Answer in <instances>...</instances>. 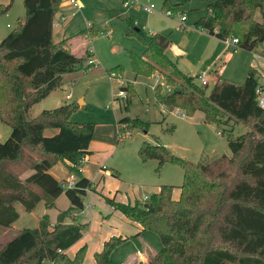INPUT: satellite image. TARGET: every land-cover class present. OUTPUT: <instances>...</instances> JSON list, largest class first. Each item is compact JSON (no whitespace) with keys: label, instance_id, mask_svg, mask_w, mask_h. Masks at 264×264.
Returning a JSON list of instances; mask_svg holds the SVG:
<instances>
[{"label":"trees","instance_id":"16d2710c","mask_svg":"<svg viewBox=\"0 0 264 264\" xmlns=\"http://www.w3.org/2000/svg\"><path fill=\"white\" fill-rule=\"evenodd\" d=\"M8 1L0 5V13L7 11ZM190 1L163 0L162 7L173 13ZM195 1L204 3L207 11L195 23L197 29L222 41L235 38L239 48L247 51L264 43V0ZM22 6L24 17L0 41V123L10 128L9 137L0 143V228L8 229L17 219L15 202L30 213L39 201L51 208L63 194L69 208L57 215L53 225L43 216L36 228L18 231L0 249V264H82L84 247L72 257L65 251L84 229L75 216L92 184L75 166L89 154L94 125L70 122L76 107L69 104L43 110L30 119L26 114L60 86L61 75L87 70L89 56L77 57L63 42H52V21L60 0H22ZM128 22L133 24L131 19ZM132 33L144 47L142 56L129 54L133 72L136 76L148 77L153 71L163 75L165 84L172 87L163 101L168 112L178 108L188 117L201 112L209 125L218 126L223 118L248 131L228 139L231 156L205 164L178 158L162 145L142 143L137 153L141 162L156 160L160 165L170 162L181 167L184 178L179 198L172 197L174 187L162 185L146 202L123 204L104 198L105 203L143 232L159 236L162 248L149 254L148 264H264V108L257 103V73L250 70L240 85L218 81L206 93V86L196 85L168 57L166 37L146 35L137 28ZM115 72L119 73L111 70L108 74ZM131 89L119 88L127 93L124 109L134 94ZM145 128L139 119L122 118L116 123L118 136ZM45 130L56 133L46 137ZM58 162L77 177L70 189L61 190L48 173ZM27 170L31 174L21 179ZM65 218L71 223L63 225ZM124 241L109 238L93 254L94 264H111V253Z\"/></svg>","mask_w":264,"mask_h":264},{"label":"rangeland","instance_id":"374dc122","mask_svg":"<svg viewBox=\"0 0 264 264\" xmlns=\"http://www.w3.org/2000/svg\"><path fill=\"white\" fill-rule=\"evenodd\" d=\"M140 1L146 6L152 4L155 12L149 15L133 7H124L120 0H78L81 9L73 17L67 16L71 12L68 7L63 8L59 14H64L66 18L61 27L53 26L52 42H63L71 54L80 57L84 53L94 63L87 66V70L80 68L61 75L60 86L32 105L26 114L30 119L43 110L74 105L76 109L69 121L94 125L92 147L94 155H98V165L104 166L108 172L115 171L111 172L114 179L110 183L119 185L115 188L119 192L117 199H129L131 202L135 199L146 202L145 197L149 198L162 185L174 187L173 194L176 195L178 187L183 184L180 166L170 162L160 165L156 160L141 162L137 153L142 143L159 144L178 158L193 164H205L222 155L231 156L228 139L248 131V127L233 125L223 118L218 126L209 125L204 122L201 112L191 117L162 112L164 98L172 87L165 84L159 71L151 72L148 77L134 74L129 54L142 56L144 47L132 33L133 28L141 29L146 35L166 37L170 41L168 57L176 62L182 74L193 77L196 85L205 87L197 77L206 73V93L215 85L218 78L216 72L221 66L226 67L220 78L222 82L241 84L245 77L234 72L223 57H219L225 47L223 44L194 27L207 14L204 3L191 0L175 8L173 16L169 17L162 7L163 0ZM8 2L0 0V5L5 6ZM23 17L22 0H11L7 11L0 13V41L18 26V20ZM183 17L185 20L181 22ZM130 19L133 24L128 22ZM80 31H84L83 34L77 35ZM111 70L119 71L114 73L120 75L119 78H110L108 73ZM125 86L132 88L134 93L127 109L123 108L127 93H123V97L117 96L119 88ZM67 93H70V99L64 100ZM122 118L139 119L146 124V128L118 136L115 127ZM53 133V130L44 131L46 137ZM9 135L10 128L0 123V143ZM108 140L115 148L111 154L101 150V143ZM33 221L35 216L21 214L12 228H0V249L16 235L18 229L35 227ZM113 223L112 226L121 229L123 234L130 236L137 233L131 226L120 225L117 221ZM96 230L97 225L91 223L90 235H94ZM161 248L159 236L145 231L117 246L109 260L111 264H132L139 253L148 250L154 254ZM138 259L137 264H144ZM83 264H92V258L84 255Z\"/></svg>","mask_w":264,"mask_h":264},{"label":"crops","instance_id":"0c3cea01","mask_svg":"<svg viewBox=\"0 0 264 264\" xmlns=\"http://www.w3.org/2000/svg\"><path fill=\"white\" fill-rule=\"evenodd\" d=\"M63 8L67 9L66 6L61 5L59 6L57 13L54 15L53 21H52V28L53 26H56V27L62 26L66 17L64 14H59V12L62 11ZM67 16L69 17V14ZM210 37L213 38L214 40L219 41L221 44L225 46L224 41L219 40L213 36H210ZM219 57H223L224 62L228 64L229 66H231L234 72L242 76V78L244 77L246 78L250 70L255 71L258 76L260 87L264 88V43H258L250 51L239 49L237 52H234V53L229 52L225 46L222 52L220 53ZM218 59L219 58H217V60ZM225 69L226 67L223 68V66H221L220 71L216 72V74L218 75L216 83L218 81L222 82L220 78L223 75ZM230 84L240 85V83H230ZM53 132L56 133V130H53ZM116 134H117V129H116ZM92 143L93 141L91 140V142L88 145V149H87L89 154L84 157V161L80 165V168H79L80 175L83 178L87 179L92 184V189L90 191H87L82 199V203H83L82 210L75 216L76 222L80 225H83L84 229H83L81 238L78 241H76L73 245H71L65 251V254L68 257H72L79 248L84 247L85 257H89L90 259L92 258V264H94L93 254L99 252L102 248L103 243L106 242L109 238L118 237V238H121L127 241L133 236L138 237L143 231L141 230L140 226L131 223L127 218H124L119 212L113 210L108 204L105 203L104 198L113 199L115 202L123 203V204L125 203L133 204L138 199L137 200L135 199L133 202H131L129 199H123V198L117 199L119 192L115 188H118L119 185L110 183V180L114 179L113 176L111 175V172L115 173V171L112 170L108 172L107 170L103 168L104 166L98 165V162H97L98 155H94ZM112 145H113V142L110 143L109 140L102 142L101 150L104 152L109 151L108 153L111 154L113 153V151H115V148ZM48 173L57 182L64 180L66 176L68 175V171L65 167V164L60 163V162L53 165L48 170ZM29 174H31V171L27 170L20 176V178L24 179ZM159 187L157 188L156 192H158ZM179 195H180V190L178 187L177 194L174 195L172 193V197L173 199L177 200L179 198ZM115 199H117V201ZM86 201H87V204H86ZM12 207L15 213L17 214V219L9 226L8 229L12 228L15 225V223L18 222L21 214L22 215L26 214V216L32 215V217L35 216V221L33 222H35L36 225L33 228H36L38 221L43 216H46L48 223L50 225H53L56 221L57 215L60 212H63L69 208V202L67 201L65 196L61 194L53 201V206L51 208H45L43 205V201H39L36 204L33 211L30 213L24 212L22 206L17 202L13 203ZM113 221H117L120 225L131 226L133 227V229H135V232L137 233L135 235H130V236H128L127 234H123L121 229H115L112 226V224H115L113 223ZM70 223H71V220L69 218H65L63 220V225H68ZM91 223H95L97 225V230L94 235H90L89 233ZM23 229H28V228H23ZM20 230L22 229H18L17 232ZM149 254H151V252L146 250V253H142V254L139 253L138 258H140L141 259L140 261L143 262L144 264H148L147 255L149 256ZM138 258L133 259L132 264H137L139 262Z\"/></svg>","mask_w":264,"mask_h":264},{"label":"built area","instance_id":"2783aa9c","mask_svg":"<svg viewBox=\"0 0 264 264\" xmlns=\"http://www.w3.org/2000/svg\"><path fill=\"white\" fill-rule=\"evenodd\" d=\"M120 3L124 6V7H133L136 8L138 10H141L147 14H152L155 12V7L151 4L149 6L143 5L141 3L140 0H120ZM66 6L69 8V10L71 11L69 16L73 17L75 16L78 12H80L81 9V5L78 2V0H60V6ZM165 14L169 17L173 16V13L170 11H165ZM63 19V18H61ZM185 20V18H181V22H183ZM226 49L230 52H237L239 50V45H238V40L235 38H229L226 39L224 41ZM94 62L91 60H87V65H92ZM110 78L116 79L119 78V75H115V74H111L109 75ZM198 80L201 83L202 86H206L207 85V80H206V73H201L200 75H198ZM124 92H122L121 90L118 91L117 96L118 97H123ZM256 95H257V103L258 106L260 108H264V88L262 87H258L256 89ZM64 99L65 100H69L70 99V93H67L64 95ZM162 112H167V108L163 105L161 108ZM175 112L177 114H180L182 117H186L185 113L182 112L179 109H173L171 112L172 113ZM84 161V157L81 161H79L78 165L75 166V168L78 170V172L80 173V165L83 163ZM77 177L74 173H68V175L66 176V178L64 180L59 181V187L61 190H65V189H70L74 186V183L76 182ZM145 199L148 200L147 197H145ZM73 215H75V213H73Z\"/></svg>","mask_w":264,"mask_h":264},{"label":"water","instance_id":"95a60500","mask_svg":"<svg viewBox=\"0 0 264 264\" xmlns=\"http://www.w3.org/2000/svg\"><path fill=\"white\" fill-rule=\"evenodd\" d=\"M79 104V103H78Z\"/></svg>","mask_w":264,"mask_h":264}]
</instances>
